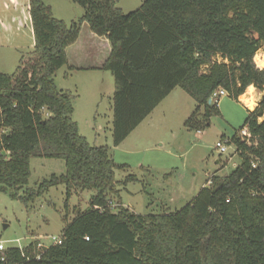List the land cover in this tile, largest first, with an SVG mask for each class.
<instances>
[{
  "label": "trees",
  "instance_id": "obj_1",
  "mask_svg": "<svg viewBox=\"0 0 264 264\" xmlns=\"http://www.w3.org/2000/svg\"><path fill=\"white\" fill-rule=\"evenodd\" d=\"M117 1L73 0L85 15L68 26L44 0H29L35 49L13 75L0 73V192L30 203L62 185L66 206L78 191L96 194L86 212L65 217L60 244L8 248L0 264H264V96L230 139L241 163L229 176H214L180 211L139 216L111 209V196L119 195L115 171L128 167L80 134L73 96L55 84L63 67L82 70L70 64L68 50L87 26L110 45L102 66L90 69L115 80V147L176 88L197 103L186 127L201 132L220 113L210 104L217 90L236 101L251 86L264 92L256 57L264 0H146L129 14ZM244 128L249 141L239 136ZM33 159L63 160L66 172L20 196Z\"/></svg>",
  "mask_w": 264,
  "mask_h": 264
},
{
  "label": "rangeland",
  "instance_id": "obj_2",
  "mask_svg": "<svg viewBox=\"0 0 264 264\" xmlns=\"http://www.w3.org/2000/svg\"><path fill=\"white\" fill-rule=\"evenodd\" d=\"M146 0H118L125 14L138 10ZM53 16L68 26L85 15L73 0H44ZM36 41L29 13V0H0V73L13 75L24 54L35 49ZM264 45L257 53L258 67ZM256 59V58H255ZM216 61H221L216 57ZM256 62V61H255ZM60 91L73 96V120L91 146L108 147L114 162L126 165L115 171L118 197L111 196V209L128 208L139 216L175 213L187 206L214 176L226 177L241 163L234 145L227 153L216 148L230 140L244 124L248 112L230 97L220 101L218 115L201 132L186 127L197 103L181 88L165 99L153 113L118 147L113 144V97L115 80L110 72H76L63 67L55 75ZM251 92V90H249ZM244 96L241 98L243 101ZM253 105L255 99H253ZM200 121V120H199ZM262 121V120H261ZM66 172L65 162L33 159L29 184L20 191L36 188L52 176ZM133 177V181H128ZM12 190L0 192V242L6 249L24 248L31 243L54 244L78 212L89 209L95 191H78L66 206V188H50L30 203L11 197ZM4 226L7 228L5 229Z\"/></svg>",
  "mask_w": 264,
  "mask_h": 264
},
{
  "label": "crops",
  "instance_id": "obj_3",
  "mask_svg": "<svg viewBox=\"0 0 264 264\" xmlns=\"http://www.w3.org/2000/svg\"><path fill=\"white\" fill-rule=\"evenodd\" d=\"M109 53L110 45L108 40L106 38L95 36L89 31L87 26L83 28L79 41L68 50L70 64L72 66H75L76 68L82 69L74 70L76 72H101L100 70H93L90 68L101 67L104 61L107 59ZM249 90H251L253 94L252 97H254L255 99V103L250 107L241 99L249 92ZM173 92L167 98H169L173 94ZM244 95L241 96L237 102L239 104H242L247 112H254L259 106V103L264 96V92L257 90L254 86H251L247 89Z\"/></svg>",
  "mask_w": 264,
  "mask_h": 264
},
{
  "label": "built area",
  "instance_id": "obj_4",
  "mask_svg": "<svg viewBox=\"0 0 264 264\" xmlns=\"http://www.w3.org/2000/svg\"><path fill=\"white\" fill-rule=\"evenodd\" d=\"M228 97V92L223 90V89H219L216 92L213 93V95L210 98V104L216 106L217 108H219L220 106V101L222 100V98ZM239 136L243 139V140H247L249 141L251 139V134L249 132V130L247 128H244L243 130L240 131ZM226 144H230V140H226L225 142H218L216 144V148L219 150V152L221 154L227 153L228 148L226 146ZM54 244H60L62 242V239H55L53 238ZM6 248L4 246V244L2 242H0V251H4Z\"/></svg>",
  "mask_w": 264,
  "mask_h": 264
},
{
  "label": "bare ground",
  "instance_id": "obj_5",
  "mask_svg": "<svg viewBox=\"0 0 264 264\" xmlns=\"http://www.w3.org/2000/svg\"><path fill=\"white\" fill-rule=\"evenodd\" d=\"M260 61H261V64L264 63V55L263 56L260 55ZM252 95H253L252 92H248L246 95H244L243 102L247 103V105H250L251 103H253L254 97H252Z\"/></svg>",
  "mask_w": 264,
  "mask_h": 264
},
{
  "label": "water",
  "instance_id": "obj_6",
  "mask_svg": "<svg viewBox=\"0 0 264 264\" xmlns=\"http://www.w3.org/2000/svg\"><path fill=\"white\" fill-rule=\"evenodd\" d=\"M4 228L6 229L7 227H6V226H4Z\"/></svg>",
  "mask_w": 264,
  "mask_h": 264
}]
</instances>
